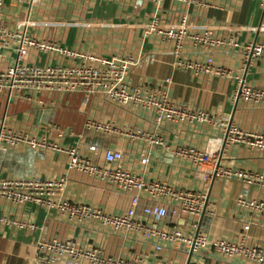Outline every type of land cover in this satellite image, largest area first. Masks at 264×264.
Segmentation results:
<instances>
[{"label": "crops", "instance_id": "crops-1", "mask_svg": "<svg viewBox=\"0 0 264 264\" xmlns=\"http://www.w3.org/2000/svg\"><path fill=\"white\" fill-rule=\"evenodd\" d=\"M188 1L166 0L158 24L153 22V5L146 0H43L37 11H32L26 3L16 6L7 3L0 22H6L11 31L26 30L39 41L52 40L79 53L109 59L132 58L130 77L144 88H150L151 82L159 89L163 80L171 78L170 85L162 84V87L174 100L230 117L245 133L263 130L264 106L245 104L237 95L243 85L264 87V57L249 58L244 51L251 44L264 45V3L262 0ZM200 1L206 5H200ZM27 22L35 25L26 27ZM193 35H200L206 41L195 42L191 39ZM0 40V68L4 69L17 61L20 40ZM212 41L220 44L213 47L208 44ZM49 56L34 50L29 60L39 65L79 62L59 55ZM199 67L223 69L228 76L202 72ZM54 99V104L46 108H32L27 102L10 98L6 92L0 93V128L5 123L10 128L43 136L48 125L59 124L72 134L59 137L56 132L51 141L58 146L79 148L83 157L96 165L106 164L104 150H121L126 154L119 163L124 170L147 180L166 179L176 188L197 190L207 197V212L197 217L174 212L170 205L141 197L138 216L146 225L178 227L193 236L204 233L210 242L226 237L264 246V210L240 204L242 199L264 204V189L216 175L218 165L264 173V152L243 140L227 143L224 148L227 130L223 129L205 125H155L148 114L123 109L102 96L85 102L81 94L57 95L49 101ZM88 117L161 135L170 146L196 145L205 153L206 161L189 163L176 157L171 148L152 146L140 138L85 131ZM59 119H64L61 120L64 124ZM91 147L98 151H91ZM9 177L65 178L63 199L88 204L103 215L122 214L129 203L126 193L71 168L70 157L57 149L36 152L15 148L1 152L0 179ZM249 223L252 224L247 230ZM57 239H76L89 247L100 248L105 256L141 258L147 264H255L239 258L222 259L210 247L195 252L190 260L192 249L186 245L145 237L134 231H115L100 220L78 224L56 207L34 201L13 203L0 196V264H38V245ZM57 264L77 263L63 258Z\"/></svg>", "mask_w": 264, "mask_h": 264}, {"label": "built area", "instance_id": "built-area-1", "mask_svg": "<svg viewBox=\"0 0 264 264\" xmlns=\"http://www.w3.org/2000/svg\"><path fill=\"white\" fill-rule=\"evenodd\" d=\"M43 0H0V17L4 15L5 8L26 3L32 11H37ZM68 1V0H66ZM153 5L155 12L153 22L159 23L166 0H146ZM188 1V0H187ZM188 2L192 3V0ZM264 3V0H262ZM195 3V2H193ZM206 5L205 1L198 2ZM29 19V18H28ZM26 27L35 25L27 22ZM19 26V24H17ZM183 29L185 27H182ZM0 38L7 40L17 38L20 40L17 61L2 69L0 68V93L10 94V98L27 102L32 108H46L53 96H69L81 94L85 102L91 97L102 96L123 109L142 111L148 114L155 125L165 123L205 125L209 128L227 130V142L234 143L240 140L264 152V129L255 133H245L237 128L230 117L219 115L217 112L207 110L203 106H193L188 102H179L169 96L162 84L170 85L171 78H166L158 89L153 83L150 88L136 83L130 77L133 59L106 58L90 53H79L61 46L52 40L39 41L36 36H30L26 30L11 31L6 22H0ZM185 38H182L184 40ZM195 42L206 41L200 35H193ZM2 41L0 40V47ZM215 47L220 42H208ZM34 50L50 54L49 57L59 55L78 63L64 65L63 63L37 64L31 62L29 57ZM244 51L249 58L264 57V45L251 44ZM202 72H214L220 77L228 76L223 69L199 67ZM46 97H45V96ZM239 100L245 104H258L264 106V87L243 85L239 90ZM10 112V110L8 111ZM235 125V126H234ZM47 134L39 136L28 130L13 129L2 124L0 128V153L8 149L30 148L33 151L57 149L70 157V167L79 169L87 175L96 177V181L118 189L128 195V207L125 212L118 215H103L85 203H77L63 199L61 191L64 189L66 179L45 180L42 178H3L0 179V196L13 203L34 201L47 207H56L71 222L78 224L92 220H100L107 227L118 231H134L145 237H156L163 241H170L178 245H186L195 252H201L210 247L222 259H236L264 264V246L248 245L245 239L240 242L221 237L210 242L204 233L196 236L185 233L181 228H160L158 225H146L138 216V206L141 197L149 200L163 202L173 207L174 212H180L197 217L208 209L207 197L204 193L193 189H180L174 187L166 179L147 180L130 171L124 170L119 163L126 158L121 150L106 149L103 151L105 165L93 164L91 159L83 157L79 148L58 146L51 141L52 134L58 132L59 137L71 135L70 129L61 128L59 124L48 125ZM85 131L99 133L107 136L131 137L147 140L152 146H167L179 159L193 164L206 161L203 150L196 145L180 144L170 146L166 144L163 136L155 133H142L130 126H122L116 122H104L88 117L84 123ZM91 151H98L91 147ZM216 175L224 179H237L244 183L255 185L264 189V173L242 169H229L218 165ZM242 206L253 210H264V204L253 200L242 199ZM210 214V211H208ZM249 223L245 229L249 230ZM63 258H68L77 264H147L141 258L108 257L100 248L89 247L76 239L54 240L40 243L36 261L38 264H57Z\"/></svg>", "mask_w": 264, "mask_h": 264}, {"label": "water", "instance_id": "water-1", "mask_svg": "<svg viewBox=\"0 0 264 264\" xmlns=\"http://www.w3.org/2000/svg\"><path fill=\"white\" fill-rule=\"evenodd\" d=\"M243 87V86H242ZM242 87H241V89H242ZM240 89V90H241ZM239 98V97H238ZM226 145H227V136H226V138H225V143H224V148L226 147ZM193 254H194V251H193V249L191 250V253H190V260L192 259V257H193ZM190 262V261H189Z\"/></svg>", "mask_w": 264, "mask_h": 264}, {"label": "rangeland", "instance_id": "rangeland-1", "mask_svg": "<svg viewBox=\"0 0 264 264\" xmlns=\"http://www.w3.org/2000/svg\"><path fill=\"white\" fill-rule=\"evenodd\" d=\"M64 104H65V102H64ZM61 120H64V119H59V121H60V123H62V124H64V122H62ZM231 120L233 121V119L231 118ZM207 127V126H206ZM207 128H209V127H207ZM217 129H219V128H217ZM226 136H227V139H228V134L226 133ZM228 143V142H227Z\"/></svg>", "mask_w": 264, "mask_h": 264}]
</instances>
